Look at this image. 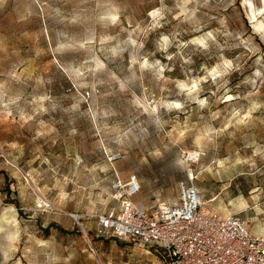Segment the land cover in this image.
<instances>
[{"label":"rangeland","instance_id":"374dc122","mask_svg":"<svg viewBox=\"0 0 264 264\" xmlns=\"http://www.w3.org/2000/svg\"><path fill=\"white\" fill-rule=\"evenodd\" d=\"M131 176L264 232V0H0V264H164L95 234Z\"/></svg>","mask_w":264,"mask_h":264},{"label":"built area","instance_id":"2783aa9c","mask_svg":"<svg viewBox=\"0 0 264 264\" xmlns=\"http://www.w3.org/2000/svg\"><path fill=\"white\" fill-rule=\"evenodd\" d=\"M112 189L119 209L97 217V237L159 250L164 264H264V232L252 234L239 217L208 210L193 177L179 183L176 202L150 209L133 201L141 189L135 176L116 180ZM45 208L43 201L36 204L37 211Z\"/></svg>","mask_w":264,"mask_h":264},{"label":"bare ground","instance_id":"6f19581e","mask_svg":"<svg viewBox=\"0 0 264 264\" xmlns=\"http://www.w3.org/2000/svg\"><path fill=\"white\" fill-rule=\"evenodd\" d=\"M197 155L195 154V153H192V152H188L187 153V155H186V157H187V159L188 160H190V159H193V158H195ZM193 177V176H192ZM211 202H213V199H210L209 201H208V203H211ZM59 210H61V209H59ZM71 218H73L74 220H78V218H77V216L76 215H73V214H68Z\"/></svg>","mask_w":264,"mask_h":264},{"label":"crops","instance_id":"0c3cea01","mask_svg":"<svg viewBox=\"0 0 264 264\" xmlns=\"http://www.w3.org/2000/svg\"><path fill=\"white\" fill-rule=\"evenodd\" d=\"M114 239H115V238H114ZM115 240H118V241H123V240H119V239H115ZM124 242L132 243V244H134V245L138 246L136 243H134V242H131V241H124Z\"/></svg>","mask_w":264,"mask_h":264},{"label":"snow or ice","instance_id":"6c2138e0","mask_svg":"<svg viewBox=\"0 0 264 264\" xmlns=\"http://www.w3.org/2000/svg\"><path fill=\"white\" fill-rule=\"evenodd\" d=\"M193 87H195V85Z\"/></svg>","mask_w":264,"mask_h":264},{"label":"water","instance_id":"95a60500","mask_svg":"<svg viewBox=\"0 0 264 264\" xmlns=\"http://www.w3.org/2000/svg\"><path fill=\"white\" fill-rule=\"evenodd\" d=\"M80 226V225H79Z\"/></svg>","mask_w":264,"mask_h":264}]
</instances>
